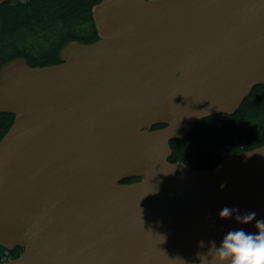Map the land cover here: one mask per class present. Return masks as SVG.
<instances>
[{"label":"water","instance_id":"water-1","mask_svg":"<svg viewBox=\"0 0 264 264\" xmlns=\"http://www.w3.org/2000/svg\"><path fill=\"white\" fill-rule=\"evenodd\" d=\"M92 15L98 40L60 63L0 70V246L23 248L0 264H200L199 241L256 231L225 206L264 218V146L191 169L170 142L264 85V0H101Z\"/></svg>","mask_w":264,"mask_h":264},{"label":"trees","instance_id":"trees-1","mask_svg":"<svg viewBox=\"0 0 264 264\" xmlns=\"http://www.w3.org/2000/svg\"><path fill=\"white\" fill-rule=\"evenodd\" d=\"M101 0H8L0 5V70L15 59L30 66L58 64L62 48L72 41L98 40L92 8ZM14 115L0 113V140ZM158 125L154 128H162ZM171 162L191 169L211 168L232 153L264 146V85L253 88L239 110L199 121L184 139L170 142ZM133 180H126L132 182ZM23 249L0 246V262L15 259Z\"/></svg>","mask_w":264,"mask_h":264},{"label":"clouds","instance_id":"clouds-1","mask_svg":"<svg viewBox=\"0 0 264 264\" xmlns=\"http://www.w3.org/2000/svg\"><path fill=\"white\" fill-rule=\"evenodd\" d=\"M224 187V185H221ZM222 219L234 216L241 225L255 221L256 231H247L244 227L228 230L221 239L199 241V247L205 252H197L200 264H264V218L257 219V213L249 211L240 214L238 207L225 206L219 213Z\"/></svg>","mask_w":264,"mask_h":264},{"label":"bare ground","instance_id":"bare-ground-1","mask_svg":"<svg viewBox=\"0 0 264 264\" xmlns=\"http://www.w3.org/2000/svg\"><path fill=\"white\" fill-rule=\"evenodd\" d=\"M8 1V0H7Z\"/></svg>","mask_w":264,"mask_h":264}]
</instances>
